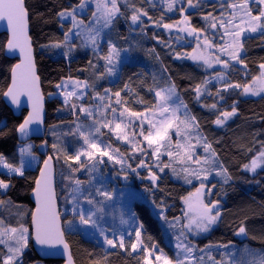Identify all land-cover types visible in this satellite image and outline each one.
I'll return each mask as SVG.
<instances>
[{"label": "trees", "instance_id": "obj_1", "mask_svg": "<svg viewBox=\"0 0 264 264\" xmlns=\"http://www.w3.org/2000/svg\"><path fill=\"white\" fill-rule=\"evenodd\" d=\"M39 1L25 0L29 12ZM117 1L120 14L106 33V42L101 44L99 51L87 48L79 38L44 46L35 44L36 62L47 98L46 139L50 147L49 154L56 164L57 193L64 231L76 263L144 264L143 253L133 254L119 249L106 251L82 231L67 229V222L77 216L65 215L62 209L70 206L71 200L68 197L76 185L75 181L80 180L81 184L87 185L91 180L87 167L79 168L80 163L68 159L83 147L76 127L77 122L85 121L82 106L92 104L94 97L103 95L105 90L111 93L119 91L125 99L134 95L132 99L143 103L146 106L144 108L131 102L133 112L141 113L153 109L157 104L156 91L170 85L175 86L195 117L198 130L211 145L224 169V176L204 183L188 184L182 175L174 174L167 159L157 164L156 149L145 139L150 129L139 122L129 125L130 136L138 145L137 151L118 142L111 132L103 131L102 141L110 144L111 149H118V155L123 157L128 168L141 175L142 182L136 184L140 191L147 193L148 199L135 201L133 208L143 225L144 241L158 246L175 258L176 249L168 237V224L182 220L187 201L192 195L199 194L208 208L219 212L220 221L207 236L192 241L196 244L198 254L214 246L239 247L243 244L264 250V168L256 173L249 172L252 161L264 153V96L255 99L244 95L247 87L264 77V68L261 67L264 65V28L260 33L243 40V54L239 63H231L226 70L221 71L228 78L227 85L234 86L223 90L220 85L208 82L211 74L203 67L187 60L186 55L193 53L194 45L184 35L174 32L173 27L188 22L191 30L195 29L193 32L209 37L213 44H219L222 33L220 20L231 10L236 0H199V3L193 0L196 7H189L185 0L174 11H170L163 3L151 0ZM81 2L56 0L53 6L56 10H62L66 4L79 6ZM83 2L86 7L90 0ZM182 8L185 11H181ZM134 9L140 10L139 19L135 23L131 20L135 14ZM144 12L146 16L142 14ZM259 13L256 11V14ZM93 15L94 7L89 5L84 21H89ZM164 24L171 27L165 28ZM213 24L217 32L212 31ZM72 25V22L64 23L63 33H69ZM34 32L32 27V37ZM8 39L6 34H0V156L4 157L7 164L19 167L22 160L19 146L22 143L18 130L28 113L24 111L21 117H16L4 101L11 83L12 70L18 62L5 55ZM108 41L121 51L130 53L129 60L114 81L107 71L109 64L103 59L109 52ZM221 72L215 71V74ZM67 80L86 83L89 86L87 98H73L69 103L59 98L58 86ZM204 87H208L209 92L203 99H199V92ZM213 105L219 110H213ZM223 108L229 111L235 109L236 116L225 127H219L215 121L219 119V111ZM34 143L36 146L33 151L43 163L44 157L38 153L42 142ZM110 167L113 173L119 171L116 165ZM40 168L41 164L37 169L28 170L24 177L0 172V180L9 185L7 190L0 188V201H3L0 204L1 226H23L32 235L31 221L35 206L31 195ZM142 168L144 170L140 171ZM152 176L157 177L156 185L150 181ZM90 193L94 194L95 189L90 190ZM89 198L99 200L95 196ZM156 210L164 212L162 219L156 215ZM241 226L245 227L246 235H237ZM5 257L6 251L0 246V264H3ZM39 263L64 264L60 260L43 261L34 250L31 239L24 253L23 264Z\"/></svg>", "mask_w": 264, "mask_h": 264}, {"label": "rangeland", "instance_id": "obj_2", "mask_svg": "<svg viewBox=\"0 0 264 264\" xmlns=\"http://www.w3.org/2000/svg\"><path fill=\"white\" fill-rule=\"evenodd\" d=\"M54 1L56 0H40L30 12L32 27L35 31L33 35L35 44L37 46H44L79 38L87 48L93 51H99L101 44L106 42V33L112 28L120 12L115 14L109 27L102 29L96 41V45H93L89 37L95 35L93 29H98L103 26V14L105 12L104 4L107 3L108 0H90V3L83 9L74 4H66L62 10H56L54 8ZM151 1L163 3L167 5L168 8L169 4L172 3V0ZM184 3L185 0H175L170 11H174L177 6ZM97 4L100 5L99 10L97 9ZM118 4L119 2L117 1V7ZM89 5L94 7V15L89 21H84ZM232 5H236V7H231V10L220 20L222 33L218 40L219 44H213L211 39L209 41V37L198 35L193 32L188 22L173 27L174 32L184 35L188 38L189 43L194 45L193 53L186 55L187 60L203 67L211 74L208 82L210 84L220 85L223 90H229L234 86L229 87L227 85L228 78L226 74L221 71L226 70L231 63L238 64L243 54V40L247 36L260 33L264 28V17L261 18L260 22H257L251 20V17L247 15L249 9L253 16L258 15L256 11H264V5L255 3L254 0H247L245 7H241V5H245V0H236ZM109 7H111L110 3ZM72 9L76 10V22L83 21V24H79L77 27H73L72 25L69 33H63V24L67 22H72L74 24V21L70 16L66 18L60 17L59 13L61 11H71ZM257 23H261L262 27L257 28L254 32L251 31L249 24L254 25ZM212 31L217 32L218 30L213 27ZM77 33H79V35H77ZM129 56V51H120L118 57L119 62L117 63L114 59L113 63L109 64V68L113 70L112 73H110L113 81L118 76L122 66L129 60ZM215 71H220L221 73L215 74ZM246 89L247 91L244 92V95L248 98L258 99L264 96V77L256 80ZM88 91L89 86L86 83L77 80H67L59 86L57 96L65 103H69L73 98L85 100ZM208 92V87H204L199 92V99H203ZM127 93H130V90H127ZM176 93L182 100L177 90ZM162 95L167 97L168 94L162 92ZM132 96V98L135 97L134 95ZM132 98H130L131 100H127L122 94H120V97H115L110 91L104 92L101 96L94 97L92 104L82 106V113L85 121L77 122L76 127L79 128L80 132H84L85 135L88 134L90 129L99 127V133L94 132L92 136L89 137L90 139H99L102 141V132L109 131L118 142L137 151L138 145L130 136L129 125L130 123L139 122L143 126H148L150 129L149 133H151V136L149 138L153 141L151 145L156 149L155 158L157 164H161L167 159L174 170V174L177 176L182 175L188 184L204 183L213 179H221L224 176V169L212 150L211 145L198 130L197 121L185 119V111L193 117L189 109L187 107L186 109L180 107L174 112V109L177 108L176 96H173L166 102L156 96V106L151 110L147 109L141 112L140 116L131 115V113H133L131 102H133L134 105H140L142 108L146 106L139 100ZM117 100H120V103H117ZM184 105L186 104L184 103ZM163 107H167L168 110L166 112L163 111ZM125 108L128 109V111H124ZM83 109H87L88 111H83ZM112 109H116L115 119ZM213 110L219 109L214 107ZM88 112H91L92 115L89 116ZM121 112L124 113L123 116H120ZM219 112V119L223 121L222 124L218 125L219 127H225L236 116V112L229 111L228 108H223ZM224 112L233 114L225 117L223 115ZM105 122H111V126L103 127L102 125H104ZM116 123L120 124V129L118 130H114ZM117 137L120 138L117 139ZM81 139L83 142L82 148L92 151L94 153V159H99L100 153L95 152L93 149H88V146L84 143L83 137H81ZM35 146L36 144L34 142L22 143L19 146L22 160L21 165L17 168H22L23 175L10 171L9 168L4 166L7 164L4 161L0 163V172L12 176L24 177L28 170L37 169L42 162L41 158L33 151ZM109 155L120 158L118 153H114L112 149H109ZM103 160L104 163L95 165L94 169L92 168L93 161H88L83 155H81L80 161H75L78 163L86 162L88 164L87 170L91 175L89 184L79 185L81 189V198L78 200L79 206L83 209L85 218H88L90 210L95 212V215L91 216V220L88 224H81L79 216L73 215L70 211L73 207L71 201L69 207L62 209L65 215L77 216L76 219L71 220V226L67 222V229L69 231H82L87 238L101 244L106 251L119 249L123 251L128 250L133 254L143 253L144 264H165V260L169 261L170 264H178L180 260H183V264H252L254 261L256 264H259V258L264 255V250L254 249L248 244H243L239 247L235 245H229L227 247L214 246L204 249L200 254L196 252V244L192 241L207 236L216 228L220 221L219 215L215 222L208 223L206 217L209 215H216V212L204 204L202 196L199 194L192 195L187 201L185 215L182 220L172 221L168 224V237L176 249L174 254L175 258L167 255L166 252L158 246L148 244L144 241L143 227H138L141 223L133 208L135 201L148 199L147 193L140 191L136 184V182H142L140 173L130 170L124 161L123 163H116L115 159L109 160L107 156H104ZM255 161V171L251 170V164L249 166L250 173H256L258 170L264 168V156L261 155ZM111 165H116L119 171L113 173L110 167ZM157 167H159V165H157ZM143 170L144 168L140 171ZM150 181L155 185L158 182L157 179L153 180L152 178H150ZM75 187H77V185H75ZM93 188L95 189L94 194L90 193V190L92 191ZM104 191L110 193V198L99 194ZM72 195L76 194L72 193ZM92 196H95V199L98 197L99 200H94L93 198V204H89L87 199ZM155 213L161 219L164 217L163 211L156 210ZM205 226L207 227L206 231L204 230ZM8 229L11 228L0 225V232L3 233L0 239L5 241V243H0V246L6 251L3 264L9 256L14 255V253L9 252V246H14L15 240L19 236V231L15 234H11L7 231ZM136 231H140L141 233L139 237L140 243H137L136 250L133 251L130 248V244L137 241L135 236ZM129 233H131V235H129ZM25 235L27 236V247L23 249V255L17 260H13L12 264H19L20 260L23 262L24 253L27 251L32 239V235L28 231ZM121 236H123L124 239V248L119 247L118 244ZM105 237L116 241L117 246L112 247L108 245L105 242ZM241 238H243V236H241ZM178 244H180L181 247H177ZM144 245H147V250L143 247ZM186 248L192 249L190 254L186 251ZM161 250L163 255H161ZM156 256H160V259L156 260Z\"/></svg>", "mask_w": 264, "mask_h": 264}, {"label": "water", "instance_id": "obj_3", "mask_svg": "<svg viewBox=\"0 0 264 264\" xmlns=\"http://www.w3.org/2000/svg\"><path fill=\"white\" fill-rule=\"evenodd\" d=\"M24 8L27 10L24 32L19 35V42L24 52H21L19 47L9 49L6 45L5 55L10 60H17L14 66L15 74L12 70L11 83L9 89H12V95H4L6 105L12 110L16 117H21L22 113H28L25 120L32 117L27 125L26 133H21L18 130L20 143L42 142L38 147V153L44 157L41 164L37 181H40L41 193L47 185L50 189V199L45 202L43 195L38 201L37 199V181L35 190L31 195V200L35 206L32 221V243L34 250L43 261L60 260L64 264H77L73 256V251L67 241L64 231V223L61 216V209L57 193V170L53 157L49 154L50 147L46 139L47 137V98L44 94L42 81L39 75V70L36 62V47L32 37V25L30 12L26 7L24 0ZM10 25L8 18L0 19V34L8 36V42L13 39V27ZM30 48V53H29ZM30 56V60L29 57ZM20 67L17 68L16 66ZM38 77V79H37ZM15 80V84L13 81ZM15 97V101L13 100ZM25 122V121H24ZM23 122V124H24ZM48 162V167H45V162ZM44 173L42 176L41 173ZM37 208L41 211L38 213ZM35 218V219H34ZM40 227V235L44 242H39L37 237V225ZM67 245V247H65Z\"/></svg>", "mask_w": 264, "mask_h": 264}, {"label": "snow or ice", "instance_id": "obj_4", "mask_svg": "<svg viewBox=\"0 0 264 264\" xmlns=\"http://www.w3.org/2000/svg\"><path fill=\"white\" fill-rule=\"evenodd\" d=\"M125 2H127V0H125ZM187 4L189 7H196L197 4L193 3V0H186ZM255 3H259L261 5H264V0H254ZM109 3L111 5V7H109ZM173 3H175V0H172V3L169 4V9L172 8ZM197 3H199V0H197ZM247 4V0H245V5H241V7H245ZM232 7H236V5H231ZM79 7L81 9H83L85 7V4L82 0V2L80 3ZM100 5L97 4V9L99 10ZM104 8H105V12L103 14V18H104V24L101 28L98 29H93V31L95 32L94 36H90L89 38L91 39L93 45H96V41L100 36V32L102 31L103 28L105 27H109L112 23L113 18L115 17V14L120 12V9L117 7V0H108L107 3L104 4ZM181 11H185V9H181ZM135 14H133L131 16V20L133 21V23L137 22L139 19V15H140V10L139 9H134ZM75 13L76 10L72 9L71 11H61L59 13V16L62 18H66V17H72L74 24L73 27H77L79 24H83V21H79L76 22L75 20ZM122 14V13H121ZM143 15H147L146 12L142 13ZM211 15V14H210ZM247 15H249L251 17V20L253 21H257L260 22L261 18L264 17V11H260V13L258 15L253 16L251 13V10L249 9L247 12ZM4 17L8 18V22L10 25L13 24V20H15V25L13 27V39L10 40L8 42L7 47L9 49H14L19 47L21 49V52H24V48L21 47L20 42H19V35L22 34L24 32V28H25V21H26V17H27V10L24 8V0H0V19H3ZM207 18V17H206ZM187 19V17H186ZM212 27H215V25H211ZM163 27L165 28H170L171 25L169 24H164ZM262 27L261 23H257V24H249V28L251 31H256L257 28ZM193 31H195V29H193ZM77 35H79V33H77ZM238 35V33H237ZM108 48H109V52L107 55H105L103 57V59H105L107 61L108 64H112L113 60L115 59L116 62L118 63V57H119V53L121 51L120 48H118L114 43H112L111 41H108ZM29 53H30V48H29ZM30 60V56L28 57ZM17 68H19L20 66L17 65ZM262 68H264V65H261ZM107 71L109 73H112V68H108ZM13 72L15 74V69H13ZM38 79V77H37ZM13 84H15V80L13 81ZM229 87H231L232 85H228ZM59 87V86H58ZM127 87V86H126ZM106 92L109 90H105ZM197 91H199V89H197ZM245 91H247V89H245ZM162 92L167 93V97L162 95ZM6 95L11 96L12 95V89H9L8 93H6ZM113 95L115 97H120V92L117 91L115 93H113ZM155 95L157 97H160L161 100H164L165 102L168 99H171L173 96H176L177 99V108L174 109V112L176 110H178L180 107H184L186 109V105H184L183 101L177 96L176 93V89L174 85H170L169 87L162 89L161 91H156ZM102 99V98H101ZM13 100L15 101V97L13 96ZM117 103H120V100L116 101ZM75 107V106H73ZM213 107H215V105H213ZM167 107H163V111H167ZM83 111H88L87 109H83ZM124 111H128V109H124ZM235 111V109H233V112ZM112 113H113V117L115 119L116 116V109H112ZM233 113L230 112H224L223 115L225 117L231 116ZM88 115L91 116L92 113L88 112ZM124 113L121 112L120 116H123ZM132 116H140L141 113H137V112H133L131 113ZM185 115V119L186 120H195V117H191L190 114L185 111L184 113ZM32 117H29L28 120H25L24 124H22L19 128V131L21 133H26L27 131V125L29 124V122L31 121ZM131 122V121H130ZM216 124L220 125L223 123V121H221L220 119H217L215 121ZM103 127H110L111 126V122H105L104 125H102ZM120 129V124L116 123L115 125V129L114 130H118ZM100 129L99 127L90 129L88 131V134L85 135L84 132H80L79 128H77V132L79 133V135L81 137H83L84 139V143L88 146V149H93L95 150V152H99L100 153V158L99 159H94V153L92 151H89L87 149L81 148L78 152H76V154L74 156L68 157V159L74 160V161H80V157L81 155L85 156L87 158L88 161H93L92 164V168H95V165L97 164H102L104 163L103 157L107 156L109 160H114L116 161V163H123V157L121 156L120 158H116V156L114 155H109V149H111V145L107 144L106 142L100 141L99 139H90L89 137L92 136V134L95 133H99ZM143 134V133H142ZM151 136V133H149L148 136L145 137V139H148L149 144H151L153 141L149 138ZM120 137H117V139H119ZM112 151L114 153H119L118 149H112ZM262 156H264V153H261ZM4 161V157L0 156V163H3ZM5 167L9 168L10 171L18 173L19 175H23V171L22 168H17V167H13L12 165L9 164H5ZM48 162H45V167H48ZM255 166H256V161L253 160L252 161V167L251 170L255 171ZM79 168H84V167H88V164L86 162H81L78 166ZM129 167H131L129 165ZM247 167V166H246ZM77 169H71V171H76ZM134 171V169H133ZM41 175L43 176L44 173L42 172ZM153 180L157 179V177L152 176L151 177ZM81 181L80 180H76L75 184L77 185V187L72 188L71 193L69 194L68 199H70L73 203V207L70 209L71 213L73 215H78L79 216V220L81 224H88L91 220V216L95 215V212H92L91 210L88 213V218H85V213L83 211V209L80 208L78 200L81 198L80 193H81V189L79 187V185H81ZM8 184H6L3 180H0V188H4L7 189L8 188ZM72 193H75L76 195H72ZM37 199L38 201L41 199V196L43 195V198L45 200V202H47L50 199V189L49 187L46 185L45 189L43 191V194L41 193V189H40V181H37ZM102 196L108 197L110 198V193L107 191L104 192H100L99 193ZM89 204H93V200L92 199H88L87 201ZM3 201H0V204H2ZM99 210V209H98ZM41 211L40 208H37V212L39 213ZM219 216V212L216 213V215H209L206 217L208 223H213L215 222V220L217 219V217ZM35 219V218H34ZM2 223V222H0ZM68 224L71 226L72 225V221L69 220ZM95 226V225H94ZM138 227L142 228L143 225H139ZM205 231L207 230V227L205 226ZM8 232H10L11 234H15L17 233V231H19V236L16 238L15 240V245L14 246H9V252L14 253V255L9 256L5 261L4 264H12L13 260H17L19 257H21L23 255V249L27 247V236L25 235L28 231L27 228L21 226L19 229L17 228H11L7 230ZM239 234H245L246 235V229L244 226H241L238 230L237 235ZM129 235H131V233H129ZM141 233L140 231H136L135 232V236L137 238V241L135 243H131L130 244V248L135 251L136 247H137V243H140L139 241V237H140ZM0 236H3V233L0 232ZM36 239L43 243L44 239H42L41 235H40V227L39 224L37 225V237ZM105 242L108 245H111L112 247H116L117 246V242L112 240V239H108L107 237H105ZM0 243H5V241L3 239H0ZM119 247L124 248L125 243H124V239L123 236H121L120 240L118 241ZM65 247H67V245H65ZM145 248V250H147V245L143 246ZM177 247H181L180 244L177 245ZM227 247V246H225ZM186 251L190 254L192 249L191 248H186ZM161 255H163V252L161 250ZM187 258V257H185ZM156 260L160 259V256H156L155 257ZM19 264H23L22 260L19 261ZM165 264H170L169 261L165 260ZM178 264H183V260L178 261ZM252 264H256V262H252ZM259 264H264V255H262L259 258Z\"/></svg>", "mask_w": 264, "mask_h": 264}]
</instances>
